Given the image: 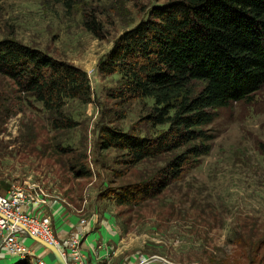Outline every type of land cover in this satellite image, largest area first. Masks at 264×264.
Listing matches in <instances>:
<instances>
[{
  "label": "rangeland",
  "instance_id": "374dc122",
  "mask_svg": "<svg viewBox=\"0 0 264 264\" xmlns=\"http://www.w3.org/2000/svg\"><path fill=\"white\" fill-rule=\"evenodd\" d=\"M169 1H2L0 41L14 39L81 68L93 100H69L63 113L77 126L54 129L53 113L0 75V194L25 189L40 200L25 210L52 225V211L45 209L52 204L80 216L107 212L120 234L119 255L98 264H141L154 257L171 264H264V87L250 101L218 110L208 127L215 136L211 152L197 167L160 195L151 191L132 205L116 203L121 189L151 183L178 152L129 166L122 152L99 147L106 127L140 136L164 129L145 119L154 99L118 98L120 76H104L99 64L124 31ZM91 21L100 24L99 35L87 30ZM54 233L68 253L72 240L65 244ZM3 249L9 264L46 260L20 259ZM45 253L56 264L53 253Z\"/></svg>",
  "mask_w": 264,
  "mask_h": 264
},
{
  "label": "trees",
  "instance_id": "16d2710c",
  "mask_svg": "<svg viewBox=\"0 0 264 264\" xmlns=\"http://www.w3.org/2000/svg\"><path fill=\"white\" fill-rule=\"evenodd\" d=\"M85 25L96 35L102 29L96 21ZM99 71L120 76L118 98L154 99L145 119L153 128L164 127L150 136L106 127L99 147L122 152L129 166L178 152L151 183L121 189L116 203L132 205L151 191L160 195L211 152L215 136L208 127L218 110L250 101L264 87V0L155 5L116 39ZM0 75L53 113L54 129L77 126L63 113L69 100H93L87 72L14 39L0 41Z\"/></svg>",
  "mask_w": 264,
  "mask_h": 264
},
{
  "label": "crops",
  "instance_id": "0c3cea01",
  "mask_svg": "<svg viewBox=\"0 0 264 264\" xmlns=\"http://www.w3.org/2000/svg\"><path fill=\"white\" fill-rule=\"evenodd\" d=\"M49 208L50 211H52V222L59 240L65 244L69 240L80 241V249L89 264H98L110 255H113V257L115 255L114 258L119 255V252H115H117L119 248L120 234L117 226L114 224L115 219L109 216L107 212L97 213V216L92 217L80 216L56 204L45 207L48 213ZM82 221L85 223H82ZM25 238V245L32 250V255L39 258L40 256L43 258L46 257L47 264H55L50 256V258H47L48 254H46L44 250L48 249L47 247L28 236H25ZM10 258L6 250L3 249V241L0 239V264H9ZM54 259L56 264H58L55 256ZM46 260H44V263Z\"/></svg>",
  "mask_w": 264,
  "mask_h": 264
},
{
  "label": "built area",
  "instance_id": "2783aa9c",
  "mask_svg": "<svg viewBox=\"0 0 264 264\" xmlns=\"http://www.w3.org/2000/svg\"><path fill=\"white\" fill-rule=\"evenodd\" d=\"M38 202L40 200L21 187H14L5 195L0 194V239L7 251L20 259L31 257L36 260V256L32 255V251L22 242L26 230L32 236L56 245L68 264H87L76 240H72L68 253L65 252L55 239L52 223L25 210L33 204L37 205ZM39 264L44 262L40 260Z\"/></svg>",
  "mask_w": 264,
  "mask_h": 264
},
{
  "label": "water",
  "instance_id": "95a60500",
  "mask_svg": "<svg viewBox=\"0 0 264 264\" xmlns=\"http://www.w3.org/2000/svg\"><path fill=\"white\" fill-rule=\"evenodd\" d=\"M25 234H26V236H28L29 238L41 242V244H43L45 247H47L48 249H50V250L53 252L54 256L56 257V260H57L58 264H68V263L66 262L65 258L63 257V255H62L60 249H59L56 245H52V244H50V243H47V242H45V241H42V240H40V239H38V238L32 236V235H31L28 231H26V230H25ZM155 260L163 261L165 264H171V263H169V262L164 261V260L161 259V258H156V257L146 260V264L151 263V262H154Z\"/></svg>",
  "mask_w": 264,
  "mask_h": 264
},
{
  "label": "bare ground",
  "instance_id": "6f19581e",
  "mask_svg": "<svg viewBox=\"0 0 264 264\" xmlns=\"http://www.w3.org/2000/svg\"><path fill=\"white\" fill-rule=\"evenodd\" d=\"M23 240H26V238H23L22 241H23ZM44 250H48V249H44ZM48 251H49L51 254L53 253V252H51L50 250H48ZM61 253H62V252H61ZM62 255H63V253H62ZM53 258H54V255H53ZM54 260H55V259H54ZM42 261H43V260H42ZM43 262H44V261H43ZM44 264H45V263H44ZM141 264H146V262L141 263Z\"/></svg>",
  "mask_w": 264,
  "mask_h": 264
}]
</instances>
